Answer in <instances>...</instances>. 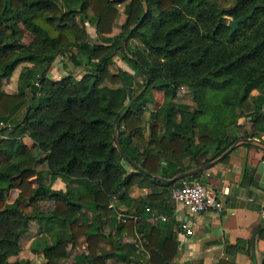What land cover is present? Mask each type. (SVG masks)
Returning a JSON list of instances; mask_svg holds the SVG:
<instances>
[{
    "label": "trees",
    "instance_id": "16d2710c",
    "mask_svg": "<svg viewBox=\"0 0 264 264\" xmlns=\"http://www.w3.org/2000/svg\"><path fill=\"white\" fill-rule=\"evenodd\" d=\"M255 6L230 33L228 21ZM63 55L80 77L65 64L58 78L50 75ZM116 57L127 68L113 70ZM26 62L19 93L6 92L4 80ZM180 87L190 102L177 99ZM154 92L162 101L149 110ZM0 122L11 127L0 126V264H30L8 258L21 251L31 220L50 238L42 264H173L171 192L200 172L171 180L239 139L264 137V0L224 7L217 0H0ZM54 175L70 183L53 189ZM134 187L150 192L132 197ZM42 198L53 200L50 210L41 209ZM151 213L166 220L153 224ZM136 235L140 247L122 240ZM83 243L85 251L73 254Z\"/></svg>",
    "mask_w": 264,
    "mask_h": 264
},
{
    "label": "crops",
    "instance_id": "0c3cea01",
    "mask_svg": "<svg viewBox=\"0 0 264 264\" xmlns=\"http://www.w3.org/2000/svg\"><path fill=\"white\" fill-rule=\"evenodd\" d=\"M57 61H59L58 57L53 65ZM62 69L63 65H58L60 73ZM240 123L249 130L248 118H242ZM230 132L237 135L241 133L237 129H232ZM263 161L264 137L245 138L239 139L230 149L209 162L211 164L207 168L200 171V175L194 180L215 190L222 205L219 209H209L190 216L184 207L175 204L176 222L187 217L192 234L186 235L177 224L174 227L179 246L173 264H218L221 260L235 264L264 263ZM52 180L53 189H63L67 183H70V179L61 175H54ZM13 191H16V196L11 193L13 198L9 206L14 204L19 192L17 189ZM149 192L147 188L134 187L131 196L138 197ZM50 201L52 203V200ZM149 220L153 224L158 221L152 218ZM36 223L38 233L35 235L28 226V232L25 233L28 236L24 238V246L21 239L19 255L8 258L9 262H15L18 257L16 261L31 262L37 257L38 264L43 262V249L49 245L50 238L40 230L38 221ZM31 224L32 222L29 223ZM122 240L130 243L140 241L138 235L123 236ZM82 251H85V243L76 248L74 254ZM65 261L61 259L60 264Z\"/></svg>",
    "mask_w": 264,
    "mask_h": 264
},
{
    "label": "rangeland",
    "instance_id": "374dc122",
    "mask_svg": "<svg viewBox=\"0 0 264 264\" xmlns=\"http://www.w3.org/2000/svg\"><path fill=\"white\" fill-rule=\"evenodd\" d=\"M217 2L220 4V6H223L224 7V6L230 5L233 2V0H228V1L227 0H217ZM118 8H119L120 17L118 18V23H117L116 27L114 28V31H113L114 33L113 34H116L119 31V26H120V24L122 22L121 20L123 18V14L125 12L124 4L119 5ZM88 14L90 15V12ZM86 28H87V31L89 33V36L91 37V40L95 39L96 38L95 37L96 34H95V30H94L93 26L90 25L88 22H86ZM3 34L5 36H7V31L6 30H3ZM24 40H25V42H28L29 41V39H28L27 36L24 38ZM128 44L130 45V48H132V49H136L138 47V43L135 40H131ZM58 60L59 61H57V63H55L52 66V70L50 72V75L53 78H58L61 74L64 73V70L63 69H62L61 73L58 71V65H64V64H65L66 67H68V71H71L76 77H80L83 74L82 70L79 67H74L73 65L70 64L67 55L59 56L58 57ZM31 64H32V62H26V63L20 64L16 68V70H14V72L12 73V75L9 78H7V79L4 80V82H3V89L6 92H8V93H13V94L19 93V83H18V80H17V76H18L19 72L22 70L23 67H25V66H31ZM118 67L127 68V66L123 62H121V60L119 59V57H116L115 58V63L111 66V68L113 70H116ZM137 76H138V80H141L142 79V76L140 74H138ZM154 96H155V103L154 104H150L148 106V109L149 110H151L155 106L159 105L160 102L162 101V93H160V92H154ZM177 99L182 100V101L185 100V101H189L190 102V97H189V94H188L187 89L185 87H180L177 90ZM26 140L30 144V141L27 138H26ZM33 153L36 154V155H41V153L37 152L36 150H33ZM37 168L38 169H43L44 168V164L43 163L38 164L37 165ZM34 186H36V184H34ZM53 186H54V182L52 180V188H54ZM12 191L13 190H11L10 193L8 194V197H7V200H6V203L7 204H10L9 202L12 201V198H13L12 196L13 195L16 196V191H13V192ZM11 193H14V194L11 196ZM39 203H40L41 209L43 211L50 210L53 207V200H52V203H51L50 199H47V198H42L39 201ZM36 221L37 220H31L29 222V223L32 222V224H33V225L31 224L29 226H30L31 232H34L35 235L38 233L37 232L38 230L35 227L37 225ZM27 236L28 235H25L24 234L21 237V239L23 240L22 241V246H24V240H25L24 238H26ZM21 239H20V241H21ZM74 252H75V250H72V253L73 254H74ZM12 258H14V257H12ZM18 258L16 260H18ZM12 260H14V259H12ZM35 260H36V262H35ZM65 260L66 261L63 264H74L72 258H68V259H65ZM31 262H33L35 264H38L37 257L34 258V260H32ZM59 264H60V262H59Z\"/></svg>",
    "mask_w": 264,
    "mask_h": 264
},
{
    "label": "built area",
    "instance_id": "2783aa9c",
    "mask_svg": "<svg viewBox=\"0 0 264 264\" xmlns=\"http://www.w3.org/2000/svg\"><path fill=\"white\" fill-rule=\"evenodd\" d=\"M0 126L6 127L7 130L11 129L10 126L4 124L3 122H0ZM171 198L175 204L184 207L190 216L207 211L209 209H219L222 205L215 190L203 185L196 180L180 182L173 188L171 192ZM150 218L160 219L162 221L166 220L163 215H156L154 213H151ZM177 225L178 228L186 235L192 234L190 221L187 217H185L180 222L178 221ZM135 245L140 247V242H135Z\"/></svg>",
    "mask_w": 264,
    "mask_h": 264
},
{
    "label": "water",
    "instance_id": "95a60500",
    "mask_svg": "<svg viewBox=\"0 0 264 264\" xmlns=\"http://www.w3.org/2000/svg\"><path fill=\"white\" fill-rule=\"evenodd\" d=\"M256 7L257 6L253 7L252 10L248 14L242 15L239 18H236V19H230L228 21V26L230 28V33H233L237 29L239 23H241V22L245 21L247 18L251 17ZM88 38L91 39V37H88ZM141 93H142V91L138 92L134 96V98L129 103L128 108L130 107L131 103L134 100H136L141 95ZM115 128H116V131L118 132V130H119V121L116 123V127ZM125 157L131 163V165L134 167L135 170L143 171L144 173L149 174V172H147L146 170H144L140 165H138L135 161H133L131 158H129L126 154H125ZM210 164L211 163H208V164H205V165H202V166H199V167L192 168V169L187 170L185 172H182V173L178 174L177 176H175L171 181H176V180L182 179L184 177L191 176V175H193L195 173H198V172L202 171L203 169L207 168V166H209ZM156 177L158 179L162 180V181H166L165 179H163V178H161L159 176H156Z\"/></svg>",
    "mask_w": 264,
    "mask_h": 264
}]
</instances>
